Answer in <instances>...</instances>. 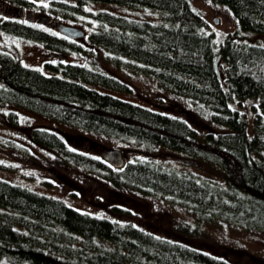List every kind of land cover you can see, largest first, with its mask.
Wrapping results in <instances>:
<instances>
[{"label": "trees", "instance_id": "16d2710c", "mask_svg": "<svg viewBox=\"0 0 264 264\" xmlns=\"http://www.w3.org/2000/svg\"><path fill=\"white\" fill-rule=\"evenodd\" d=\"M211 1L227 5L240 30L264 34V0ZM90 2L148 6L162 18L153 21L88 10ZM63 20L91 29L85 38V31L76 26L84 34L72 36L59 28ZM206 26L190 0H48L46 4L0 0V29L41 42L58 56L105 51L108 62L153 76L164 90L207 104L212 123L221 130L208 125L198 129L184 117L116 95L113 91H131L130 85L93 63L50 59L45 66L51 73H46L1 49L0 107L5 106L12 126L20 125L16 108L22 107L147 147L137 149L142 155L114 167L100 156L106 146L86 134L77 139L69 136V143L53 127L23 126L34 144L83 166L109 187L161 195L185 204L201 219L220 215L264 232V44L241 41L234 32L217 41ZM250 98L257 103L248 127L245 113L231 103ZM17 142L18 138L0 133L1 150L19 156L22 146ZM155 145L214 163L223 173L222 180L164 168L148 152ZM86 146H96L99 154L88 152ZM14 167L0 159V169ZM175 229L196 236L188 223L177 222ZM1 257L10 264H229L132 220L98 216L0 177Z\"/></svg>", "mask_w": 264, "mask_h": 264}, {"label": "rangeland", "instance_id": "374dc122", "mask_svg": "<svg viewBox=\"0 0 264 264\" xmlns=\"http://www.w3.org/2000/svg\"><path fill=\"white\" fill-rule=\"evenodd\" d=\"M36 2L46 4L48 0H36ZM190 3L207 21L206 30L212 32L217 41L222 40L227 33L234 32L241 41L264 44V34L240 30L237 20L227 5L214 3L211 0H190ZM86 9L109 10L153 21H161L160 17L162 18L157 11L148 6L128 7L113 2H90L86 5ZM215 18L217 22L214 21ZM62 23L80 26L85 31V38L87 31L91 29L70 20H63ZM0 49L13 54L24 65L38 68L46 73H51L45 66V61L50 59L93 63L130 85L131 91H113L116 95L184 117L198 129H207L208 125L215 131L221 130L218 125L212 123L211 109L207 104L164 90L153 76L108 62L105 51L96 49L90 56L77 54L58 56L50 53L41 42L26 39L2 29H0ZM236 100H233L231 105H236L234 107H238L245 113L248 127H251L255 114L253 105L257 103V100L252 98L241 102ZM4 109H6L5 106ZM4 109L0 107V133L7 137L18 138L20 142L17 143L22 146V151L18 156L9 149H0V159L15 164L13 169H0L1 178L61 198L80 210L98 216H117L132 220L159 236L186 242L219 259L226 260L229 264H264V232L245 228L231 222L229 217L220 215L211 219H201L185 204L161 195L146 196L126 188L118 190L109 187L106 182H99L88 175L83 166L65 159L53 150L34 144L24 127L31 124L53 127L62 133L69 143V136L77 139L80 133L86 134L91 140H96L106 148L120 149L126 160L138 154L142 155V152L137 149L148 150L147 147L122 142L114 136L76 128L22 107L16 108L20 125L12 126L5 117ZM85 149H88L90 153L99 154L96 146L90 149L86 146ZM151 149L148 152L153 159L155 158L154 162H160L164 168L195 173L215 182L223 178L222 171L212 162L188 157L182 152L161 145H155ZM113 206L122 210L114 213ZM177 222L188 223L190 228H195L196 236H188L177 231L175 229ZM0 264H10V261L7 257H1Z\"/></svg>", "mask_w": 264, "mask_h": 264}, {"label": "water", "instance_id": "95a60500", "mask_svg": "<svg viewBox=\"0 0 264 264\" xmlns=\"http://www.w3.org/2000/svg\"><path fill=\"white\" fill-rule=\"evenodd\" d=\"M214 21L217 22V18H215ZM59 28L72 36H83L84 34L81 28L74 25L60 24ZM219 57L220 56L218 55L216 58V66H218ZM100 156L114 167H121L126 161V158L123 156V153L120 149L104 148L101 151Z\"/></svg>", "mask_w": 264, "mask_h": 264}]
</instances>
